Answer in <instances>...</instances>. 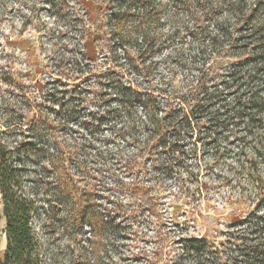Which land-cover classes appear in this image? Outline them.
Listing matches in <instances>:
<instances>
[{"label": "rangeland", "instance_id": "obj_1", "mask_svg": "<svg viewBox=\"0 0 264 264\" xmlns=\"http://www.w3.org/2000/svg\"><path fill=\"white\" fill-rule=\"evenodd\" d=\"M161 1L164 32L171 30L175 15L187 25L190 13ZM209 1L218 6L210 16V31L217 32L214 18L233 21L234 15L226 0ZM106 31L101 0H0V141L11 162L24 169L30 190L40 175L46 177L47 185L38 180L37 186L47 216L40 212L33 222L44 243L45 264H192L183 255L191 237L224 250L230 246L228 234L242 231L244 220L263 202L264 157H253L242 125L224 129L219 117L211 120L218 105L190 107L204 57L200 42L186 30L176 46L147 60L149 73L132 69L128 63L138 57L135 48L108 44ZM241 43L208 62L219 58L222 71L250 64L254 46ZM110 72L136 90L137 98L150 99V113L135 101L120 105L119 91L101 86ZM80 89L86 91L82 99H71ZM233 92L227 99L233 100ZM120 94L131 97L129 90ZM182 102L193 111L190 126L179 125ZM106 106L122 112L102 116ZM168 122L181 128L182 158L169 170L174 154L145 143L151 130L174 134ZM22 131L30 135L26 155L15 149ZM59 145L73 152L64 170L74 173L75 189L57 190L50 166L44 165ZM75 194L85 200L78 216V204L70 200ZM5 226L0 203L1 249L7 245ZM221 260L227 263V256Z\"/></svg>", "mask_w": 264, "mask_h": 264}, {"label": "trees", "instance_id": "obj_2", "mask_svg": "<svg viewBox=\"0 0 264 264\" xmlns=\"http://www.w3.org/2000/svg\"><path fill=\"white\" fill-rule=\"evenodd\" d=\"M178 10L190 13L192 18L189 22L178 20V16L172 17V27L170 31H163V11L166 4L161 0H101L102 12L104 13L105 32L108 44H115L121 48H135L138 57L130 59L128 63L132 69L139 72H148L147 60H151L153 56L164 50L171 49L176 46L178 34L181 30H186L185 34L191 38H195L200 42V55L204 58V64L197 85L192 86L193 91V107L210 108L216 106L213 118L222 120V128H234L242 125L244 128V139H250L253 149V157H264V0H226L230 6V11L234 15L233 21L223 18H214L217 24V32H211L210 16L213 17L214 10L217 6H212L209 0H171ZM201 1L205 3L200 4ZM216 12V11H215ZM236 24L237 26L233 27ZM237 33V34H235ZM239 33V34H238ZM237 36V37H236ZM242 42L241 47L249 48L254 46V52L251 55L248 65H240L235 67L232 64L224 71L218 66L219 58H215V64L209 63L208 59L212 55L224 57L234 46ZM213 48H217L215 51ZM211 52V53H210ZM170 55V54H169ZM129 56V54H128ZM74 65L78 64V58H72ZM221 71V72H219ZM111 73V74H110ZM104 74L101 86L104 88H116L120 95L118 101L120 105H130L131 101H135L144 109L151 110V101L149 98H137V91L133 88L126 87L117 78L114 72ZM212 83V84H209ZM243 87L247 88L246 93L240 92ZM255 87V88H253ZM131 97H121L120 91H127ZM166 91V90H165ZM235 91V92H233ZM233 92L235 96L227 99L228 93ZM86 93L84 90H76L71 99H82L81 95ZM122 93V92H121ZM232 93V94H233ZM89 94V93H88ZM167 95V94H164ZM91 97V94L86 96ZM167 97V98H166ZM86 98V99H87ZM106 96L101 99L106 101ZM169 100L168 96H163ZM83 101V100H81ZM186 102L182 104L186 108H182L183 114L179 125H191L192 109L187 108ZM102 116L120 115L122 110L120 107L112 108L106 106ZM148 123L154 125V121L150 117ZM126 127V128H125ZM173 127L172 122L166 124V128L170 130ZM174 134L167 131L164 133H156L151 130L147 140L146 147L163 148L166 153L174 154L171 164L165 166L167 170L172 169L174 165H178L180 152L181 128L174 126ZM129 126H122L121 130H127ZM19 136L22 140L17 142L15 147L19 155L29 153V145L27 138L28 133L22 131ZM135 143L136 138L131 137ZM171 139V140H169ZM73 152L64 146L59 145L56 151L49 152L44 162L45 167L51 168L55 177L54 183L56 189L67 190L68 186L75 189L73 176L70 169L64 170L66 160L72 156ZM136 158L138 157L135 155ZM63 158V159H62ZM250 159H253L250 157ZM264 163V161H263ZM25 168V167H24ZM44 175H40L38 180L47 185ZM37 181H34L32 190L26 184L24 169L17 164L11 162L5 146L0 141V203L3 208V217L6 220L4 232L7 237V245L5 249L0 247V264H45L44 243L40 235L33 226L34 219L39 216L40 212L46 214V209L42 206V200L39 196ZM258 183L260 180H256ZM49 184V183H48ZM264 187L263 183L260 186ZM264 189V188H263ZM69 191V190H68ZM264 190L261 199L263 202L258 208V212L251 213L244 224L246 225L238 234L230 232L228 245L224 250L218 248H210L205 239L187 238L186 246H184L185 256L190 257L192 264H223L221 261L223 254L227 256V263L231 260L233 264H264ZM70 200L78 204L77 216L80 215L81 209L84 208L83 194H75ZM47 199H50L47 196ZM69 199V197H68ZM67 199V200H68ZM50 205L52 201L48 202ZM90 231L93 233V227L90 221H87ZM235 241L236 244L232 243ZM237 241H241L237 244ZM232 264V263H231Z\"/></svg>", "mask_w": 264, "mask_h": 264}]
</instances>
